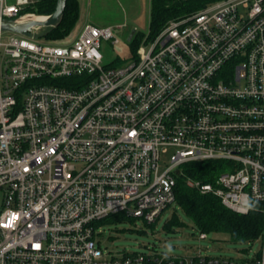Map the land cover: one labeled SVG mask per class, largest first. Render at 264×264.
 I'll return each instance as SVG.
<instances>
[{
	"label": "built area",
	"instance_id": "2783aa9c",
	"mask_svg": "<svg viewBox=\"0 0 264 264\" xmlns=\"http://www.w3.org/2000/svg\"><path fill=\"white\" fill-rule=\"evenodd\" d=\"M34 1L0 0V21L44 20L24 13ZM2 34L0 264H264V233L241 261L112 254L99 240L111 217L155 223L194 161L224 172L190 187L264 215V0L172 20L116 68L100 50L119 41L110 27L86 24L68 43Z\"/></svg>",
	"mask_w": 264,
	"mask_h": 264
},
{
	"label": "rangeland",
	"instance_id": "374dc122",
	"mask_svg": "<svg viewBox=\"0 0 264 264\" xmlns=\"http://www.w3.org/2000/svg\"><path fill=\"white\" fill-rule=\"evenodd\" d=\"M8 1V3L15 2V0ZM80 5L76 28L69 37L61 41L70 42L76 37L77 30L86 24L97 28L110 27L114 29V34L119 41L115 45L111 41L101 42L103 64L116 68L128 62L132 53L129 44L134 35L136 33L148 35L150 0H84ZM10 35H12L11 32H4L3 42L7 41ZM171 156V151L162 156L159 167L161 171ZM173 213H176L182 225L168 230L164 228V225ZM99 230L102 233L99 236L101 245L112 254L148 255L151 251H157L165 255L181 257L194 256L200 251L202 256L209 258L241 261L255 257L261 245L259 240L252 243H234L229 240L227 234H211L207 235L205 240H200L197 228L175 204L166 208L156 222L150 225L139 218L111 217Z\"/></svg>",
	"mask_w": 264,
	"mask_h": 264
},
{
	"label": "trees",
	"instance_id": "16d2710c",
	"mask_svg": "<svg viewBox=\"0 0 264 264\" xmlns=\"http://www.w3.org/2000/svg\"><path fill=\"white\" fill-rule=\"evenodd\" d=\"M219 0H150V23L148 35L136 33L130 42L131 52H135L140 43L154 39L168 22L190 16L201 11L209 4ZM56 0H35L25 12L36 15H50L54 12ZM65 10L59 23L45 35V40L55 42L69 37L76 28L80 5L78 0H66ZM145 37V38H144ZM176 178L174 188L175 205L185 213L199 233L224 234L234 243H252L264 233V215L260 205L255 203L247 214H237L224 207L220 199L212 194H202L196 187H190L187 181L201 184L215 183V179L224 172L217 161L189 162L183 164ZM107 219H105L106 221ZM101 221L100 224H104ZM182 222L176 213L165 222L164 228L172 230Z\"/></svg>",
	"mask_w": 264,
	"mask_h": 264
},
{
	"label": "water",
	"instance_id": "95a60500",
	"mask_svg": "<svg viewBox=\"0 0 264 264\" xmlns=\"http://www.w3.org/2000/svg\"><path fill=\"white\" fill-rule=\"evenodd\" d=\"M65 4L66 0H56L54 12L46 15V18L40 21L29 19L21 22L11 18L4 19L0 21V32H13L24 37L27 36L40 40V38H44L59 23V19L66 7ZM40 16L35 14V17Z\"/></svg>",
	"mask_w": 264,
	"mask_h": 264
},
{
	"label": "crops",
	"instance_id": "0c3cea01",
	"mask_svg": "<svg viewBox=\"0 0 264 264\" xmlns=\"http://www.w3.org/2000/svg\"><path fill=\"white\" fill-rule=\"evenodd\" d=\"M82 1H84V0H78L79 5H80V3H82ZM80 7H81V5H80ZM81 28H82V27H81ZM81 28H79V30H77V33L81 30Z\"/></svg>",
	"mask_w": 264,
	"mask_h": 264
},
{
	"label": "bare ground",
	"instance_id": "6f19581e",
	"mask_svg": "<svg viewBox=\"0 0 264 264\" xmlns=\"http://www.w3.org/2000/svg\"><path fill=\"white\" fill-rule=\"evenodd\" d=\"M42 19H43L42 17H40V18H35L36 21H40V20H42Z\"/></svg>",
	"mask_w": 264,
	"mask_h": 264
}]
</instances>
